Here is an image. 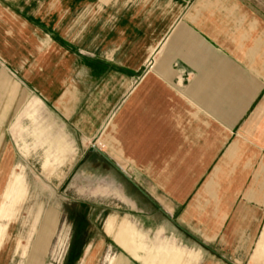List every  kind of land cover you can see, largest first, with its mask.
<instances>
[{"label": "crops", "instance_id": "1", "mask_svg": "<svg viewBox=\"0 0 264 264\" xmlns=\"http://www.w3.org/2000/svg\"><path fill=\"white\" fill-rule=\"evenodd\" d=\"M70 56L79 84L116 110L108 143L124 160L94 148L108 185L75 189L100 200L75 205L63 264H264V120L251 112L264 92V0H0V58L33 94L17 123L31 119L46 176L108 116L80 122L79 91L64 104L67 77L53 81L51 70ZM5 75L0 66V211L9 214L28 189L12 178L3 190L15 163L4 103L24 102ZM37 94L62 111L71 138ZM57 213L45 217L31 264Z\"/></svg>", "mask_w": 264, "mask_h": 264}, {"label": "rangeland", "instance_id": "2", "mask_svg": "<svg viewBox=\"0 0 264 264\" xmlns=\"http://www.w3.org/2000/svg\"><path fill=\"white\" fill-rule=\"evenodd\" d=\"M10 11L6 6L3 9L5 13ZM53 63L55 62L53 61ZM0 66L7 72L4 82H12L11 86L16 84L15 82H18L17 85L23 91L22 96L24 97V102L20 106L18 104L11 105L10 101L4 103V105L11 108V111H9L11 115L6 118L4 125L7 130L5 132L7 147L14 154L15 163L9 168L8 174L4 176L3 190L7 188L12 178L23 180L28 189L18 212L6 214L0 211V264H31L32 253L35 252L41 238L45 217L53 210L58 212L55 219L56 225L52 230L50 238L46 241L40 259L36 263L63 264L71 235L69 221L72 219V215H74L75 205L79 204V201H82L84 204L91 200H100L99 198H92L87 195L79 196L76 194L77 191L75 189L84 190V188L107 187L108 185L106 174L108 169L106 166H104L106 168L97 169L99 166L98 154L94 148L108 152L121 162L124 160L121 152L109 148L108 143L109 138L112 136L113 118L116 110L110 111L106 109L105 105L107 102L94 100L95 98H92L93 90L91 85L81 86L79 84L80 72L75 69L71 56L62 69H54L53 66L51 70L53 81L54 79H59L60 76L67 77L68 95L67 99L63 101L67 107L72 104V100H68V98H75V93L78 91L81 93L78 104L79 117L77 118L80 122L83 119L86 121L87 118L97 113H100L102 117L104 115L108 116L104 118L97 136L91 139L86 147L77 149L75 157L58 169H56L55 165L47 166L45 171L51 174L46 176L42 170L43 150H34V139L27 133L32 130L31 119L23 117L19 124L17 123V117L22 111L23 105L33 97V94H31L25 85L19 82L16 70L7 67L6 62L1 58ZM97 70L100 75L105 73L104 69ZM9 85L8 83V87H10ZM94 87L97 88V86ZM100 88L102 87L100 86ZM104 89L105 93L99 92L101 95L106 94V87ZM36 97L44 101L49 113L54 117L57 124L63 125L71 138L72 136L68 131L69 128L66 126L67 122L62 111L57 109L53 105V102L44 100L38 94ZM255 105L251 112H255L258 109L259 116L257 118L264 120V92L259 102ZM248 118L246 117L244 121L246 122ZM105 124L107 125L104 128ZM101 141L102 145L99 144ZM24 145L29 146V154L26 153V150L21 149ZM123 164V168L130 173L131 167ZM93 171L95 173L99 171V174H94L93 176ZM101 200L104 204L116 202L115 199L108 201V199L103 198ZM2 204L3 200L2 196H0V207ZM68 215L71 216L68 217Z\"/></svg>", "mask_w": 264, "mask_h": 264}]
</instances>
